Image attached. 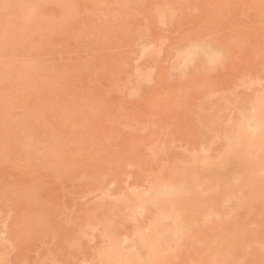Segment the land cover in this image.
<instances>
[{
  "label": "rangeland",
  "instance_id": "1",
  "mask_svg": "<svg viewBox=\"0 0 264 264\" xmlns=\"http://www.w3.org/2000/svg\"><path fill=\"white\" fill-rule=\"evenodd\" d=\"M6 1L0 0V29H2V31L0 30V47H4L3 44L6 45L7 43L10 46L13 45L14 49L17 51L14 49L11 50V47L10 49H2L1 47L0 55L8 57V55L12 53L10 59L17 56L18 59L16 60L23 61L18 62L13 59V63L9 60V64L6 65L10 67H7V69L5 67L4 74H1L4 75V79L0 76V237L2 238H0V264H99V258L103 260V258L109 255L110 258L108 257L105 259H111L119 250L120 253H125L123 255L133 254V257L138 253V256L136 255L137 262L133 264H144L148 260L145 258L148 256L147 253H150L148 247L150 246L151 248V246H153V243H151L154 241L152 237L155 239L157 235L160 236L162 233H158L155 236L151 235L153 231L150 232L148 231L149 229L144 230L145 225L137 229L136 224L138 222L136 219L139 218V222L149 221L147 226L151 223L155 224L154 221L161 215L160 210L159 212L157 211L161 209L159 207L160 205L162 206L161 211L163 210V212L169 209L167 214L164 212L165 219L162 220V217L159 218L161 222H159L160 220L158 222L156 221V224L160 226L158 227L156 225V228L158 227L159 230L163 228L165 232L161 235L162 237L160 236L161 238L159 237V239L154 242L155 244H160L163 249L160 253L162 255H157L154 260L162 261L161 263L164 264V258L167 256L166 253L168 254V252H166L167 249V251L169 250L170 252L173 250V253L169 252V255H172L168 257L169 259L166 258L168 262L166 261L167 263L165 264H194L192 261L195 260L197 264L209 262V264H263L264 229L262 230L260 228H264V226H262L264 225V199H262L264 198V193L262 192L263 195L262 193L260 194V196L262 195L261 199L263 201H256L259 202L257 204L255 203L256 199L253 198V196L255 197L257 192L264 187V184L262 185L260 183L263 177L261 176L262 179L260 177V182H257L262 185L260 189L256 187L257 190L254 189L256 190L254 193L252 187L257 181L255 180V183H253L255 179L254 175H264V173H261L264 172V170H261L264 167L262 166L264 165V154L262 155L263 159H261V154V158L258 157V154H254L257 153V151L248 153V151L246 152V149H244L246 152L242 155L244 158H242L241 155L237 157H241L242 159H240L242 161L244 159L243 162L247 159L250 161L247 160L246 163L240 164L241 166L235 164L241 161L240 159H237L238 161L234 160L237 161L234 163L235 165L232 164L234 161H230L231 165L229 163L226 164L223 169L221 168V171L217 169L216 164L219 163V161H216V157L222 158L226 163L229 161H226V159L231 156L230 153H240L242 150H239L240 146L236 144L238 147H234L236 145L233 143L235 137L241 132L239 131L236 135L237 128L241 130L247 126L245 129L249 132L248 120H257L258 116L259 119L260 117L262 118L259 114L264 116V104L262 105V103H260L259 107L258 103H254L255 105L253 104L257 99L258 101H263L260 98H263L262 96L264 95V0H130V2H128L129 0H126V2L125 0H101L102 2H100V0H96L97 2L95 0H89L90 2L86 0L87 3H85V0H77L78 2L76 0H60V2L59 0H28V3L27 0H21L22 2H19V0H12L13 2L11 1V3H17L12 5H10L9 0ZM68 1L74 3L72 5L73 7ZM121 1L125 3L124 6ZM23 2L25 4H23ZM65 2L68 7L70 6L69 8L66 6ZM5 4H9L8 9L7 11H2H6L5 14L7 13L8 15L4 17V20H1V18H3L2 16L5 15L1 12ZM23 8H26V10L23 11ZM20 9L23 12H21ZM12 13H15L14 15L16 17L19 13L17 17L19 21L16 19L18 24L16 23L17 27L14 25V28H16L13 31L14 33L12 32L13 27L10 26L14 24L13 21L15 19V16L12 17ZM258 15L259 18H257ZM48 25H51L50 28ZM55 29H59L60 31H56ZM4 30L6 31L4 32ZM7 32L8 36H6ZM137 33L139 35H137ZM12 36L18 37L13 38ZM11 37L13 38L12 40H15L12 41L10 39ZM2 39H4V41L7 39L8 41L2 42ZM16 40L18 41L16 42ZM11 41L17 44H12ZM4 48H8L7 45ZM187 49H190V51H187ZM17 52H19V54H15ZM186 53L187 56L189 55L188 53L194 55H190L189 59H186L188 58L187 56L186 58L184 57ZM204 54L205 57H203ZM220 57L222 59H220ZM182 58H185L187 61L182 60ZM5 59L7 60V58H4L3 64L0 60V68L6 66ZM191 59L192 61H190ZM204 59L205 61L203 62ZM11 64H14L13 68L15 69L11 68ZM16 68L18 72H20V70H22L21 72L23 73L25 72L23 75H25L27 79L22 75L23 80L19 79V76L17 77V81ZM12 69L16 73H12L15 75V82L10 73ZM2 72L3 69L0 73ZM24 79H26V81L32 79L30 80L32 82L29 81V88L27 85H23L25 83L27 84ZM19 83H21V85ZM24 86L27 88L26 90H24ZM41 88L42 92L39 91ZM25 92H27V94ZM77 100L80 104H78ZM76 102L78 104H76L77 108L74 106ZM252 104L254 106L253 108ZM92 108L98 111L95 110V112ZM255 108L257 112H255ZM259 108H261V112L260 110L258 112ZM81 109L83 111L86 109V111L83 112ZM24 111L26 112L25 114ZM89 111L92 112V114ZM251 112L253 114L248 115L251 114ZM254 113L256 114L254 115ZM213 114L216 116H213ZM90 115H92V117ZM248 116L252 117L249 119ZM237 117L243 120H237ZM42 119H45L46 122L45 120L43 122ZM213 119L215 120L213 121ZM83 120L84 123L87 122L89 125L87 123L84 124ZM76 121H78L77 123L80 126H78L77 123L76 125L73 123ZM215 121L217 123H215ZM239 121H242L240 122L241 124L244 122L245 124L241 125L239 123L240 125H237ZM49 122L51 124H49ZM233 128L236 129L235 132L234 130L230 131ZM40 129H42V133ZM79 131H81V133ZM229 135L230 137L232 135L234 138H229ZM230 142L232 143L231 146L229 144ZM235 148L239 149H236V151ZM241 148H244V146ZM51 149L55 153L50 152ZM227 149H230L231 152H228ZM50 153L53 155L51 156ZM248 155L250 159L247 158ZM253 156H257V158L255 159ZM223 157L226 159H223ZM237 157L235 156V158ZM252 157L255 163H253ZM193 159L197 164L192 161ZM199 159H202L203 162ZM213 159L215 163H211L212 161L214 162ZM25 161L26 163H24ZM50 161L52 162L50 163ZM208 161L211 166L208 164ZM256 161L262 168L255 167L259 166L256 164ZM199 163L201 164L200 166L198 165ZM24 164L30 165V167ZM50 164H53L52 167H50ZM212 164H215V166H212ZM184 165H187L186 167H192L183 169ZM244 165L248 167L251 165L249 170H245L248 172L244 173L245 175H243V173L237 174L240 170L243 171L246 167H242ZM194 166H196V172H194ZM229 166L233 173L232 175L229 174L226 176V171H228L227 169H229ZM197 167H200L199 171ZM238 167H242L243 169L240 168L239 171H236ZM25 168L29 169L27 170ZM205 168H208V170ZM250 168L253 171L250 173L251 175L249 174ZM173 169H175V171H177V169L180 170L175 174L176 172H174ZM191 169L192 171H190ZM212 169L216 170L212 171ZM182 170H185V172ZM258 170H261L260 173ZM55 172L61 173L55 176ZM210 172H213L211 173L212 175L215 173L213 175L214 177L208 174ZM234 172L236 173V178H239V176L241 178L238 179V181L240 180L241 182L243 178L241 176H244L245 178L249 177V180L253 182L250 181L251 183L248 185L246 182H249V180L246 179V182L243 180L242 183L247 184V186H244V184L242 185L237 182L235 178L231 180V186L226 185V181L229 183V180L235 177ZM172 173L173 177L175 175L178 179L175 177L171 178L170 176H172ZM239 173H241V171ZM247 173L249 175H247ZM182 174H184V179ZM193 174H198L195 176V179H197L196 181L201 179V182L203 179V182H197L198 186L196 184L195 190L193 189L194 191L190 195L193 188L191 186L194 184ZM224 174L225 176L223 177ZM205 175L206 177L204 179ZM216 175L220 178V181H222L223 178L225 179L224 184V179L221 183L217 181L219 179ZM229 176L233 177L229 178ZM251 176H254V179H252ZM156 178H158V180ZM179 178L181 179L183 189L188 187L189 194L188 191H183L182 196H177L178 193L181 194L179 190L182 191V189L179 187L177 193L173 190L175 184L176 187L180 185V182H177ZM186 178L187 180H185ZM189 178H192V181L189 180ZM159 179H162L163 185L166 182L165 186L161 185L162 183H156L160 181ZM171 179L174 181L172 182ZM154 181L155 185L158 184L160 186L159 189L162 187L160 190H164L163 195H168L164 197L161 194L163 191H159V195L158 192H156L155 196L159 198L162 196L163 199H168L170 196L168 201L165 202V204L168 202L169 205H163V199H158L159 202L153 199V197L155 198L153 190L158 187V185L154 186V184H151L154 183ZM233 182L237 183V185ZM167 183L174 185L172 186L170 184L169 188L171 190L170 193L172 191L175 192V197L172 198V201L170 200L171 194L169 195V190H166L168 188V186L166 187ZM182 183H185V185ZM188 183H190V185ZM257 183L256 186H258ZM209 184L218 185L216 187V185L209 186ZM238 184L239 188H236ZM220 185L224 187L220 188ZM227 186L231 188L228 187L227 191L223 193L226 194L224 197L233 194L232 196L235 197L237 201L234 198V201L229 199L231 201L229 202L227 197L226 199H222L221 196L219 198L220 200L222 199L221 203H224V205L220 203L218 195L221 194L220 191L223 192ZM207 187L210 188L208 191L212 192L211 195L209 194L210 196H207L209 193ZM245 187L251 190L252 193L250 196L252 199H255L253 200L254 204L248 201L249 203L247 202V206L253 204V207L243 205L246 201L244 200L246 198H243L246 194V190H244ZM214 188L216 189L214 190ZM240 188L243 189L241 192L244 193V195H240ZM212 189L214 191H212ZM147 191L149 192L148 197L147 195L145 196V194L148 193ZM201 191L202 193H200ZM130 192L131 194L132 192L134 194L136 193L134 195L135 197L139 192L140 196L141 193H143L144 197L141 198L142 196H139V199L141 198L142 202H144L143 200L146 201L143 205L146 203L149 205H146L147 208H149L148 211L150 213L147 212L150 214L149 217L147 216L149 214H145L146 211L145 213L143 212V210L147 209L146 206H142L143 209L138 213V208L141 207L142 203L138 202L140 205L138 203L135 204L138 197H133V194L131 195ZM249 192L250 191L247 192V195ZM236 193H238V196ZM151 194H153V196ZM185 195L189 196V198L186 197L187 200L198 198L196 195H200L197 200H201L204 196L207 198L209 197L211 200L212 195H215L213 201L217 199L216 202L219 207L221 204V208H219L221 210V215L226 211L231 214L229 216L224 213L225 215L223 214V217L219 216L220 213L217 210V205H215L216 202H210L208 198L202 199V201L207 200L209 203L207 204L206 202L207 205L205 206V201H203V203L202 201H200L201 203L196 201V199L188 201L191 202L190 204L193 210L194 206H196V209L198 208V213L201 211L202 206L204 210H206H202L199 216L193 213L195 215L193 218L190 216L193 214L186 216L187 212L190 211V213H192L193 210L192 207H188V203L185 201ZM240 196L242 197L241 200L239 199ZM130 197L131 202L134 203L135 198L134 204L139 205L138 207L136 206L137 209L134 207V209H136L135 211H133V206L135 205H132L133 203L129 205L130 201L125 200H129ZM176 197H178V204L176 202ZM181 197L183 199L181 201L186 203H183V208L180 207L182 202H180L179 199H181ZM123 198L125 199L123 200ZM152 199L156 200L159 204L153 202ZM116 201L121 204L119 203V205ZM160 201L163 202L160 203ZM238 201H241L239 204L240 206L237 205ZM127 202L128 204L125 206ZM227 202L229 206L223 208V205H228L226 204ZM210 204L214 205L212 206L215 208L214 211ZM154 205L156 206L153 208ZM172 205L174 208H172ZM185 205H187L189 210L187 211L185 207L186 212L183 214L181 211L184 209ZM258 205L260 209L257 207ZM164 206L165 208H163ZM179 207L181 208L180 212ZM236 207H238V209ZM251 207H257L256 209L258 211H255V208L254 210L252 209V212L249 211ZM101 208L104 209L101 211ZM97 209L101 211V213H96V211H98ZM209 209L212 211L210 212V216H208V213L206 214L207 219H205L203 212H208ZM154 211H157V213L155 214ZM215 211L219 213L217 214L216 212L218 216L214 214L216 218L214 215L211 217V213ZM129 212L130 215H133V218L129 216ZM152 212L155 214V219H152L154 215H151ZM182 212H184V210ZM193 212L197 213L196 210ZM97 214L99 216H97ZM179 214L180 218L178 217ZM254 214L258 219L255 220L256 222L253 221V219H255ZM111 215H114L113 218H110ZM201 215L202 217H200ZM244 215H247V217ZM174 216L175 218L177 216V219L181 221L182 219L184 220V216L194 222L191 223L190 221L189 223V219L186 218V221H184L186 222L185 227L183 221L175 225V222H177L175 220L177 219H175ZM103 217L104 219H102ZM238 217H241V219ZM109 218L111 220H109ZM125 218L126 220H124ZM197 218L198 220H196ZM101 219H106V221L103 222L104 224L101 223ZM203 219L206 220L207 223L203 222ZM234 219L235 223H232ZM260 219L262 220L260 221ZM107 220L109 222L113 220L107 223L108 225L111 224L110 226L112 227L109 232H107L109 228L105 226V222H108ZM129 220L130 223H128ZM165 220L167 223H164ZM223 220L226 221V224ZM133 221L137 223L134 224ZM196 221L201 225L197 227L196 225L198 224ZM200 221L203 222L204 226ZM34 222H38L39 224H37L39 226ZM240 222L242 228L244 225V230L242 231L246 233L243 236L241 235L242 238H239V242L238 239L237 242L231 240V242H234L233 248L228 242L230 241L229 238L235 239V237L234 235L231 237L229 236L228 241L226 238L228 236L227 232L230 234V232L235 229L233 228L235 227L233 226L234 224L238 225L240 228ZM253 222L255 226H252V224L248 227V225ZM143 223L146 224L145 222ZM170 223L174 226L169 227ZM164 224L166 226L169 225L168 227L171 228L170 231L167 230L168 227H165ZM190 224H192V226H190ZM97 225L103 228L105 227V231L101 227L104 233L107 232L110 234L112 230H117L118 232L115 231L116 234L113 235V237H117L113 239L119 241V244L112 239V234H108V237L111 236L110 238L113 241L109 240L110 238L107 237V233H103V235H106L103 236L101 229L99 226L97 227ZM112 225H114V227ZM138 225L142 226L141 223H138ZM179 225H181V227ZM214 226H216V229ZM174 227L180 231L178 233L181 234V237L179 235L180 238H182V228L186 229V232L183 229V232L186 234L183 240L186 239V242H184L188 244V246L184 244L186 247L185 249L182 243L179 244H182L181 246L183 247L178 244L176 248H179L175 249L174 244H177L180 238L177 239L178 235H175V231L172 232V230H175ZM190 227H193L191 228L193 231H190L189 237L188 233ZM212 227L219 235L217 234L216 238H212V243L211 241L208 242V238H206L207 241L205 240V245L203 241L204 237H208L212 234L214 230ZM156 228H153V230L156 231ZM239 228L238 231H240ZM196 229L199 230V232H197ZM133 230L136 231V233ZM138 230H144L141 233L146 232L144 235H148L146 237H148L150 242H148V239L145 241L146 237H144V242L147 246L144 242V245L141 244V238L144 235L140 237V233H138L140 238L135 236ZM201 230L204 231L203 236L198 234L200 232L202 234ZM236 230L237 227L235 231ZM256 230L259 232L257 233L258 236L257 234H253V232H257ZM158 231L154 233L156 234ZM167 231L169 232L168 234ZM213 232L212 235L215 237V231ZM221 232L224 233L220 235ZM234 233L233 231V234ZM169 234L174 236L178 241L176 240L177 242L175 243V239L171 237L172 240L169 238L171 241H168V245L166 246V243H164L165 240H159H162L166 235V239L169 240ZM149 235H151V238ZM193 235L194 237L196 236V238H194ZM222 235H224V238H221L223 239L221 241L220 237ZM188 237L189 240H187ZM197 237L200 239L198 240ZM252 237H255V239ZM126 239L129 241H126ZM195 239L198 241H195ZM132 240H134V243L135 240L140 242L134 245ZM183 240L181 239L180 242ZM107 241H109V244H114L115 242L116 245L111 247L112 249L113 247L115 248L113 251L109 248L111 245H108ZM242 241L246 242H244L245 246L241 248L239 245L238 247H240L241 250H237V245L241 244ZM120 242L125 243L120 245ZM222 242L227 246H231H228L231 250V253L229 252L230 254L228 253L229 249L226 250V245L222 244ZM138 245L143 247H139ZM216 245H218V250L214 251L216 249L214 246ZM116 246L118 247L116 248ZM127 246L128 248H126ZM145 246L148 249H144ZM170 246L171 248H169ZM107 247L109 248V251L106 250L107 254H105L104 257L102 255L100 256L101 252H105ZM134 247H139L140 251L138 252L137 248L135 249ZM205 247L207 248V252ZM212 247L215 248L213 250V255L215 256L211 253ZM124 248L129 249L131 252H133V250L137 252L136 254H134L135 252L128 253V250L126 251ZM220 249H223L222 252ZM114 250H116V252ZM111 251L114 254H111ZM104 252H102V254ZM143 253H145V256ZM139 255L141 258L145 259L144 263V260L139 259ZM161 257L163 259H161ZM198 257H200V259ZM211 257H213V260ZM205 258L208 260L206 261ZM115 259L117 258L114 257V260ZM204 260L206 262H204ZM252 260L253 263H251ZM238 261L239 263H237ZM105 262L104 260L101 264ZM160 262L158 264H161Z\"/></svg>",
  "mask_w": 264,
  "mask_h": 264
},
{
  "label": "bare ground",
  "instance_id": "2",
  "mask_svg": "<svg viewBox=\"0 0 264 264\" xmlns=\"http://www.w3.org/2000/svg\"><path fill=\"white\" fill-rule=\"evenodd\" d=\"M2 1H3V0H2ZM4 1H6V0H4ZM11 1H12V0H9L10 5L16 3V2H15V3H11ZM13 1H14V0H13ZM13 1H12V2H13ZM17 1H18V0H17ZM20 1H21V0H19V2H20ZM24 1H26V0H24ZM53 1H54V0H53ZM53 1H52V4H53ZM57 1H58V0H57ZM57 1H56V2H57ZM63 1H64V0H63ZM76 1H77V0H76ZM90 1H91V0H90ZM90 1L88 0V2H90ZM93 1H94V0H93ZM95 1H96V0H95ZM6 2H7V1H6ZM9 2H8V3H9ZM19 2H18V3H19ZM21 2H22V1H21ZM59 2H60V0H59ZM59 2H57V3H59ZM61 2H62V1H61ZM68 2H69V1H68ZM74 2H75V1H74ZM77 2H78V1H77ZM77 2H76V3H77ZM96 2H97V1H96ZM100 2H102V1L100 0ZM121 2H122V1H121ZM125 2H126V0H125ZM128 2H130V0H129ZM128 2H127V3H128ZM27 3H28V0H27ZM69 3H70L71 6L74 4L73 2H72V3L69 2ZM85 3H87L86 0H85ZM127 3H126V4H127ZM0 4H1V3H0ZM16 4H17V3H16ZM23 4H25V3L23 2ZM60 4H61V3H60ZM65 4H66V2H65ZM65 4H64V5H65ZM122 4H123V6H124L125 3L122 2ZM129 4H130V3H129ZM129 4H128V5H129ZM128 5H127V6H128ZM6 6H7V7H6ZM8 6H9V4H5V7H6V8L4 7V9H3V8L1 9V12H2L3 14H5V12L7 11ZM21 6H22V5H21ZM66 6H67V4H66ZM76 6H77V5H76ZM11 7H12V6H11ZM18 7H19V6H18ZM23 7H24V5H23ZM67 7H68V6H67ZM69 7H70V6H69ZM69 7H68V8H69ZM72 7H73V6H72ZM0 8H1V7H0ZM9 8H10V7H9ZM13 8H15V7H13ZM21 8H22V7H21ZM76 8H77V7H76ZM64 9H65V8H64ZM73 9H74V8H73ZM2 10H6V11L3 12ZM20 10H21V9H20ZM22 10L24 11V10H26V8H25V9L23 8ZM22 10H21V12H23ZM67 10H68V9H67ZM69 10H71V9H69ZM63 11H65V10H63ZM63 11H62V12H63ZM8 12H9V11H8ZM15 12H16V11H15ZM18 12H19V11H18ZM161 13H162V12H161ZM0 14H1V13H0ZM12 14H13V16H12ZM12 14H11V16L14 17V16H15V15H14L15 13H12ZM62 14H65V13H62ZM66 14H67V13H66ZM69 14H71V13H69ZM6 15H8V14L6 13L4 16H2L3 18H1V20H2V19L4 20V19H5L4 17H6ZM18 15H19V13H18ZM18 15H17V17H18ZM68 16H70V15H68ZM68 16H67V17H68ZM17 17L15 16V19H14V21H13L14 24H13V25H10V26L13 27L12 32L14 31V29H16V28H14V25H15V27H17V24H18V23H17V20H18ZM10 18H11V17H10ZM164 18H165V17H164ZM257 18H259V15H258ZM16 19H17V20H16ZM18 21H19V20H18ZM164 21H165V20H164ZM255 21H256V20H255ZM54 22H55V21H54ZM16 23H17V24H16ZM56 23H57V22H56ZM163 23H165V22H163ZM11 24H12V23H11ZM53 24H54V23H53ZM58 25H59V24H58ZM58 25H57V26H58ZM8 26H9V25H8ZM8 26H7V27H8ZM48 26H49V25H48ZM50 26H51V25H50ZM50 26H49V28H50ZM52 26H54V25H52ZM57 26H56V28H57ZM61 26H62V25H61ZM12 27H11V28H12ZM60 28H61V27H60ZM6 29H7V28H6ZM52 29H53V27H52ZM89 29H90V28H89ZM0 30L2 31V29H0ZM18 30H19V27H18ZM55 30H56V29H55ZM1 31H0V33H1ZM5 31H6V30H4V32H5ZM7 31H8V30H7ZM52 31H53V30H52ZM56 31H60V30L58 29V30H56ZM9 32H10V31H9ZM12 32H10V33H12ZM13 33H14V32H13ZM13 33H12V34H13ZM16 33H17V32H16ZM53 33H54V32H53ZM4 34H5V33H4ZM4 34H3V36H4ZM7 34H8V32L6 33V36H8ZM12 34H9V35H12ZM91 34H92V33H91ZM141 34H142V33H141ZM137 35H139V34L137 33ZM0 36H1V35H0ZM12 37H13V36H12ZM12 37L10 38L11 40H12L14 37H18V36H14L13 38H12ZM98 37H99V36H98ZM4 39H5V38H4ZM4 39H2V40H3L2 42H5L8 38H7L5 41H4ZM10 39H9V40H10ZM14 40H15V39H14ZM14 40H12V41H14ZM7 41H8V40H7ZM12 41H11V42H12ZM17 41H18V40H16V42H17ZM9 42H10V41H9ZM16 42H15V43L12 42V44H17ZM0 44H1V41H0ZM190 44H191V43H190ZM193 44H195V43H193ZM6 45H7L8 48H4V47H6ZM6 45L3 44L4 47L1 46L2 49H10V47H11V50L14 49V46H13V45L10 46V45H8L7 43H6ZM15 46H16V45H15ZM197 46H198V45H197ZM197 46H196V47H197ZM1 47H0V51H1ZM12 47H13V48H12ZM17 47H18V45H17ZM192 47L194 48L193 45H192ZM192 47H191V48H192ZM189 48H190V47H189ZM193 48H192V49H193ZM14 50H16V49H14ZM18 50H19V49H18ZM188 50L190 51V49H187V51H188ZM194 50H196V49H194ZM6 51H7V50H6ZM16 51H17V50H16ZM143 51H144V50H143ZM11 52H12V51H11ZM13 52H14V51H13ZM183 52H185V51H183ZM192 52H193V50H192ZM192 52H191V53H192ZM146 53H147V52H146ZM148 53H149V52H148ZM191 53H188V54H189L188 56H187V53H186V55H185L184 57L186 58V56H187L188 58H186V59H189V56H190V55H191V56L194 55V54H191ZM217 53H218V52H217ZM3 54H5V53H3ZM8 54H9V53H8ZM15 54H19V52L15 53ZM182 54H183V53H182ZM143 55H144V54H143ZM177 55H179V54H177ZM177 55H176V56H177ZM206 55H207V54H206ZM216 55H217V54H216ZM11 56H12V53H10V54L8 55V57H6L5 55H4V56L0 55V58H1L0 60L2 61V64H3L4 58H7V60H8V61H7V60L5 59V60H6L5 65H6V64H9V60H10V62H13V63H14V61H12V60H13V59H14V60L18 59V57H17V56L15 57L14 55H13L14 57H12V58L10 59ZM180 56H181V54H180ZM209 56H210V55H209ZM217 56H218V55H217ZM219 56H220V54H219ZM2 57H3V58H2ZM203 57H205V54H204ZM221 57H222V56H221ZM221 57H220V59H222ZM180 58H181V57H180ZM185 58H184V59L182 58V60L187 61V60H185ZM194 58H195V56H194ZM196 58H197V57H196ZM202 59H203V58H202ZM207 59H208V58H207ZM1 61H0V63H1ZM16 61L19 62V61H23V60H16ZM190 61H192V59H191ZM204 61H205V59L203 60V62H204ZM7 62H8V63H7ZM188 62H189V61H188ZM23 63H24V62H23ZM205 63H206V62H205ZM213 63H214V62H213ZM17 64H18V63H17ZM17 64H16V65H17ZM180 64H181V62H180ZM200 64H201V63H200ZM0 65H1V64H0ZM20 65H22V64H20ZM24 65H25V63H24ZM207 65H208V64H207ZM211 65H212V64H211ZM11 66H12L11 68H13V67H14V64H13V65L11 64ZM18 66H19V64H18ZM5 67H6V69H7V67H10V66H9V65H8V66L6 65V66H4V67H1V68L3 69V72L0 73V76H2L3 79H4V75H1V74H4V69H5ZM15 67H16V66H15ZM83 67H84V66H83ZM209 67H210V66H209ZM209 67H208V69H209ZM1 68H0V72L2 71ZM17 68H18V67H17ZM17 68H16V70H17ZM23 68H24V67H23ZM178 68H179V67H178ZM201 68H202V66H201ZM8 69H9V68H8ZM13 69H15V68H13ZM13 69H12V70H13ZM12 70H11L10 73H11V75H12L13 78H14L13 81L16 80L17 77H19V76H20L19 79H22L23 76L25 77V75H23L25 72H24V73L21 72L22 70H20V72H18L19 68H18V70L16 71V73H17L18 75L14 72V70H13V72H12ZM25 70H27V69H25ZM197 70H198V69H197ZM7 71H8V70H7ZM23 71H24V70H23ZM195 71H196V70H195ZM201 71H202V70H201ZM8 72H9V71H8ZM12 73H13V74H14V73L16 74V79H15V77H14L15 75H13ZM5 74H6V71H5ZM7 74H8V73H7ZM20 74H21V75H20ZM22 75H23V76H22ZM9 77H10V75H9ZM9 77H8V78H9ZM11 78H12V77H11ZM25 78L27 79V77H25ZM0 79H1V78H0ZM9 79H10V78H9ZM26 79H24V80H25V82H27V84L25 83V84H23V85H25V86L27 85V86H28V84H30V82H32V81H30V80H32V79H30V80H28V81H26ZM139 79H140V78H139ZM146 79H148V78H146ZM11 80H12V79H11ZM22 80H23V79H22ZM17 81H18V79H17ZM29 81H30V82H29ZM0 82H1V81H0ZM14 82H15V81H14ZM28 82H29V83H28ZM11 83H12V82H11ZM21 83H22V82H21ZM21 83H19V84L21 85ZM23 83H24V82H23ZM35 83H36V82H35ZM35 83H34V85H35ZM25 86H24V87H25ZM29 87H30V86H28V88H29ZM33 88H34V87H33ZM26 89H27V88L25 87L24 90H26ZM121 89H122V88H121ZM17 90H19V89H17ZM21 91H22V90H21ZM39 91L42 92V88H41V90H39ZM120 91H121V90H120ZM139 91H140V90H139ZM8 92H9V91H8ZM27 92H28V91H27ZM27 92H25V93L27 94ZM30 92H31V91H30ZM21 93H22V92H21ZM31 93H32V92H31ZM137 93H138V92H137ZM260 93H261V92H260ZM262 93H263V92H262ZM16 94H18V93H16ZM16 94H15V95H16ZM41 94H42V93H41ZM15 95H14V96H15ZM256 95H258V94H256ZM262 95H263V94H262ZM262 95H261V96H262ZM261 96H260V97H261ZM20 97H21V96H20ZM22 97H23V96H22ZM260 97H259V98H260ZM262 97L264 98V95H263ZM18 98H19V97H18ZM18 98H17V99H18ZM263 98H260V99H262V100L264 101ZM20 99H21V98H20ZM18 101H19V100H18ZM18 101H17V102H18ZM252 101H253V100H252ZM252 101H251V102H252ZM257 101H258V99H257ZM257 101H254L253 104H254V103H255V104L258 103V107H259V104H260V103H262V105L264 104V102L261 101V100H260L261 102H260V101L257 102ZM10 102H11V101H10ZM17 102H16V103H17ZM74 102H75V101H74ZM77 102H78V100H77ZM77 102L75 103V105L73 104L75 107H76ZM8 104H9V103H8ZM11 104H12V102H11ZM78 104H80V103L78 102ZM78 104H77V105H78ZM86 104H87V102H86ZM86 104H84V105H86ZM253 104H252V108L254 107ZM255 104H254V105H255ZM48 105H49V104H48ZM73 105H72V106H73ZM82 105H83V103H82ZM50 106H51V105H50ZM243 106H244V105H243ZM256 106H257V105H256ZM24 107H25V106H24ZM258 107H256V108H258ZM76 108H77V107H76ZM240 108H242V107H240ZM243 108H244V107H243ZM249 108H250V107H249ZM249 108H248V109H249ZM256 108H255L254 110H256ZM23 109H24V108H23ZM50 109H51V107H50ZM79 109H80V107H79ZM82 109H83V106H82ZM82 109H81V110H82ZM87 109H89V108H87ZM92 109H93V108H92ZM236 109H238V108H236ZM260 109H261V108L258 109V112H259ZM263 109H264V106H263ZM9 110H10V109H9ZM81 110H79V111H81ZM84 110L86 111V109H84ZM93 110L95 111V110H97V109L94 108ZM93 110H92V111H93ZM249 110H250V109H249ZM249 110H248V111H249ZM82 111H83V110H82ZM85 111H83V112H85ZM97 111H98V110H97ZM252 111H253V110H252ZM39 112H40V111H39ZM71 112H72V111H71ZM89 112H90V111H89ZM95 112H96V111H95ZM253 112H254V111H253ZM255 112H257V110H256ZM260 112H261V110H260ZM262 112H263V110H262ZM25 113H26V112L24 111V114H25ZM90 113L92 114V112H90ZM98 113H99V112H98ZM214 113H215V111H214ZM238 114H239V113H238ZM252 114H253V113L251 112V114H248V115H252ZM255 114H256V113H254V115H255ZM78 115H80V114H78ZM214 115H215V114H213V116H214ZM254 115H253V116H254ZM259 115L262 116V118L260 117V119H261V120H260V119H259V116H258V119H257V120L255 119L256 121L253 120V119H250L252 116H251V117L248 116V118L250 119V120H248V118H247V120H248V129H249L248 131H249V132H247L246 129H245L247 126H246L245 128H243V129H241V130H239V129L237 128L238 131H237L235 128H233L232 130H230V131H233V130H234V132H235V130H236V135L239 133V131H241V132L238 134V136L235 137V140H233V143H234L235 145L237 144L238 146H240V149H239V148H235V150H236V149H239V150L242 149V150L240 151V153H239V152L237 153V152H236L237 150H236V151L233 150V151L236 152V153H235V154H234V153H230L231 156H230L228 159H226V158L223 157V159H226V161L229 160V161H227L226 163H225V160H222V158L216 157V161H219V163L216 164L218 171H219V170L221 171V168L223 169L224 166H226V164H228V163L231 165L230 161L232 162V161H234V160L240 159V158L242 157V155H243L244 153H246L247 151H248V153H252V151H254V152L257 151V153H254V154H255V155L258 154V155H259V156L257 155L258 157H260V154H261V157H262V155L264 154V153H263V148H264V116L261 115V114H259ZM90 116L92 117V115H90ZM95 116H96V115H95ZM210 116H211V115H210ZM215 116H216V115H215ZM241 116H242V115H241ZM69 117H70V116H69ZM71 117H72V116H71ZM83 117H84V116H83ZM238 117H240V116H238ZM238 117H237V118H238ZM81 118H82V117H81ZM97 118L99 119L98 116H97ZM240 118H241V117H240ZM245 118H246V117H245ZM39 119H40V118H39ZM73 119H74V118H73ZM76 119H77V118H76ZM82 119H83V118H82ZM82 119H81V120H82ZM86 119L88 120L87 117H86ZM93 119H94V117H93ZM95 119H96V118H95ZM37 120H38V119H37ZM37 120H36V122H37ZM44 120H45V119H44ZM44 120L42 119L43 122H44ZM79 120H80V119H79ZM87 120H86V121H87ZM214 120H215V119H213V121H214ZM237 120H243V119H239V118H238ZM237 120H235V121H237ZM247 120H246V121H247ZM65 121H66V120H65ZM74 121H75V120H74ZM90 121H91V120H90ZM225 121H226V120H225ZM43 122H42V123H43ZM45 122H46V120H45ZM77 122H78V121L73 122V123L76 125ZM79 122H80V121H79ZM88 122H89V121H88ZM240 122H242V121H239V122H237L238 124H237V123H236V124H237V125H240V124H241ZM83 123H84V120H83ZM86 123H87V122H85L84 124H86ZM90 123H91V122H90ZM209 123H210V122H209ZM215 123H217V122L215 121ZM239 123H240V124H239ZM40 124H41V123H40ZM49 124H51V123L49 122ZM69 124H70V123H69ZM77 124H78V123H77ZM87 124H88V123H87ZM242 124L244 125L245 122L242 123ZM242 124H241V125H242ZM246 124H247V123H246ZM45 125H47V124H45ZM54 125H55V124H54ZM88 125H89V124H88ZM226 125H227V124H226ZM234 125H235V123H234ZM48 126H49V125H48ZM66 126H68V125H66ZM69 126H71V125H69ZM78 126H80V125L78 124ZM55 127H56V125H55ZM72 127H73V126H72ZM87 127H89V126H87ZM125 127H126V126H125ZM242 127H243V126H242ZM40 128H41V127H40ZM227 128H228V127H227ZM229 128H231V127H229ZM44 129H46V128H44ZM44 129H43V130H44ZM41 130H42V129H40V132H41ZM48 130H49V129H48ZM77 130H78V129H77ZM144 130H145V129H144ZM46 131H47V130H46ZM49 131H50V130H49ZM49 131H48V132H49ZM54 131H55V130H54ZM54 131H52V132H54ZM68 131H69V130H68ZM73 131H74V130H73ZM84 131L86 132L85 129H84ZM52 132H51V134H52ZM79 132L81 133V131H79ZM37 133H38V132H37ZM41 133H42V132H41ZM69 133H70V132H69ZM74 133H75V132H74ZM230 133H231V132H230ZM44 134H45V133H44ZM234 134H235V133H234ZM37 135H38V134H37ZM225 135H226V134H225ZM44 136H45V135H44ZM37 137H38V136H37ZM40 137H41V136H40ZM51 137H52V136H51ZM226 137H227V136H226ZM228 137L231 138V137H233V136L231 135V137H230V135H229ZM44 138H45V137H44ZM49 138H50V137H49ZM52 138H53V137H52ZM233 138H234V137H233ZM233 138H231V139H233ZM37 140H38V139H37ZM225 140H226V138H225ZM219 141H220V139H219ZM221 141H223V140H221ZM29 143H30V142H29ZM41 143H42V142H41ZM57 143H58V142H57ZM34 144H35V143H34ZM227 144H228V142H227ZM229 144H230V146H231L232 143L230 142ZM58 145H59V144H58ZM60 145H62V144H60ZM67 145H68V144H67ZM225 145H226V144H225ZM237 145L234 146V147H238ZM35 146H36V145H35ZM228 146H229V145H228ZM242 146H244V148H241ZM49 147H50V146H49ZM61 147H62V146H61ZM81 147H82V146H81ZM232 147H233V146H232ZM29 148H30V147H29ZM29 148H28V149H29ZM51 148H52V147H51ZM64 148L66 149L65 146H64ZM64 148H63V149H64ZM67 148H68V146H67ZM221 148H223V147H221ZM31 149H32V148H31ZM36 149H38V148H36ZM52 149H53V148H52ZM52 149H51L50 152H53ZM232 149H234V148H232ZM244 149H246V152H245ZM227 150H228V152H231L230 149H227ZM28 151H29V150H28ZM241 152H242V153H241ZM37 153H38V151H37ZM53 153H55V152H53ZM28 154H29V153H28ZM50 154H51V153H50ZM57 154H58V153H57ZM154 154H155V153H154ZM220 154H221V153H220ZM224 154H226V153H224ZM224 154H223V155H224ZM227 154H228V153H227ZM233 154H234L236 157L241 155V157H237V158H235V156H234ZM31 155H32V154H31ZM52 155H53V154H51V156H52ZM201 155H202V154H201ZM201 155H200V156H201ZM232 155H233V157H232ZM249 155H250V154H249ZM249 155L247 156V158H249ZM36 156H37V155H36ZM51 156H50V158H51ZM257 156H255V157L253 156V157L256 159ZM29 157H30V156H29ZM201 157H202V156H201ZM212 157H213V156H212ZM226 157H228V156H226ZM253 157H252V161L254 160ZM261 157H260V158H261ZM205 158H207V157H205ZM214 158H215V156H214ZM218 158L221 159L222 161L219 160ZM242 158H244V157H242ZM242 158H241V159H242ZM247 158H246V159H247ZM36 159H37V158H36ZM195 159H196V158H195ZM203 159H204V158H203ZM241 159H240V160H241ZM249 159H250V158H249ZM258 159H259V158H258ZM261 159H263V157H262ZM28 160H29V159H28ZM39 160H40V159H39ZM48 160H49V158H48ZM185 160H186V159H185ZM188 160H189V159H188ZM188 160H187V161H188ZM199 160H200V159H199ZM199 160H198V161H199ZM213 160H214V159H213ZM247 160H248V159H247ZM247 160H246V161H247ZM26 161H27V160H26ZM26 161H25L24 163H26ZM29 161H30V160H29ZM34 161H35V159H34ZM46 161H47V160H46ZM192 161H194V163H196L194 159H193ZM200 161L203 162L202 159H201ZM210 161H211V159H210ZM237 161H238V160H237ZM237 161L232 162V164H234V163L237 162ZM243 161H244V159H243ZM243 161L241 160V161H239V162H241V163L238 162L239 164H238V163H235V164L240 165V164H242V163H243V164L246 163V161H245V162H243ZM248 161H250V160H248ZM254 161H255V160H254ZM254 161H253V163H255ZM31 162H32V161H31ZM51 162H52V161H50V163H51ZM190 162H191V161H190ZM21 163H22V162H21ZM21 163H20V164H21ZM27 163H29V162H27ZM53 163H54V162H53ZM56 163H57V162H56ZM188 163H189V162H188ZM204 163H205V162H204ZM211 163H215V160H214V162L212 161ZM247 163L250 164L249 162H247ZM253 163H251V164L254 165ZM196 164H197V163H196ZM208 164L211 166V164H210L209 161H208ZM235 164H234V165H235ZM248 164H247V165H248ZM256 164H257V161H256ZM256 164H255V165H256ZM261 164H262V162H261ZM24 165L27 166V167H30V165H29V166L26 165V164H24ZM50 165H51V166H50ZM50 165H49V166L52 167L53 164H50ZM191 165H192V164H191ZM198 165L200 166L201 164L199 163ZM202 165H203V163H202ZM234 165H233V167H234ZM247 165L242 166V167H245V166H246L247 169H246V167H245L244 169H243L242 167H240V168L243 169V171L240 170L241 173H239V172H240V171H239L240 168L238 167V168L236 169V171H239L237 174H242V173H243V175H245L244 173L248 172V171H245V170H249V167H251V165H249V167H248ZM257 165H259V163H258ZM186 166H187V165H186ZM186 166L184 165L183 169H186V168L189 169V168L192 167V166H191V167H190V166L186 167ZM210 166H209V167H210ZM212 166H215V164H214V165L212 164ZM240 166H241V165H240ZM262 166H264V165H262ZM262 166L259 165V166H255V167H256V168H257V167L262 168ZM23 167H24V166H23ZM55 167H56V166H55ZM55 167H54V168H55ZM176 167H177V166H176ZM194 167H195V170H194V168H193V170H194V172H196V166H194ZM206 167H207V165H206ZM253 167H254V166H253ZM253 167H252V168H253ZM48 168H49V167H48ZM48 168H47V169H48ZM58 168H59V167H58ZM180 168H181V167H180ZM199 168H200V167H197L198 171H199ZM210 168H211V167H210ZM215 168H216V167H215ZM25 169L28 170L29 168H25ZM49 169H50V168H49ZM52 169H53V168H52ZM52 169H51V170H52ZM59 169H60V168H59ZM59 169H58V170H59ZM201 169H202V168H201ZM205 169L208 170V168H205ZM205 169H204V170H205ZM213 169H214V168H213ZM213 169H212V171H215V170H216V169H215V170H213ZM225 169H227V168H225ZM254 169H255V168H254ZM21 170H22V169H21ZM53 170H54V169H53ZM58 170H57V171H58ZM171 170H172V169H171ZM179 170H180V169H177V171H179ZM227 170H228V171H226V172H227L228 174L226 173V176L229 175V174L232 175L233 172L230 170V166H229V169H227ZM232 170H234V169H232ZM255 170H256V169H255ZM255 170H254V171H255ZM261 170H264V167H263V169H261ZM261 170H260V171H261ZM48 171H49V170H48ZM48 171H47V172H48ZM173 171L176 172L175 174H177V171H175V169H173ZM182 171L185 172V170H182ZM182 171H181V172H182ZM187 171H188V170H187ZM190 171H192V169H191ZM205 171H206V170H205ZM218 171H217V173H218ZM230 171H231V172H230ZM258 171H259V170H258ZM260 171H259V173H260ZM53 172H54V171H53ZM181 172H180V173H181ZM200 172H201V171H200ZM200 172H199V174H200ZM252 172H253V171H252L251 168H250V172H249V174L252 173ZM21 173H22V172H21ZM28 173H29V172H28ZM58 173H59V172H58ZM58 173L55 172V176H56ZM60 173H61V172H60ZM60 173H59V174H60ZM168 173H169V172H168ZM201 173H204V172H201ZM205 173H206V172H205ZM211 173H213V172H210V173H208V174H211ZM234 173H235V172H234ZM261 173H264V172H261ZM160 174H161V173H160ZM160 174H159V175H160ZM165 174H166V173H165ZM195 174H196V173H195ZM195 174H193V175H194L193 178H194V184H195V185L192 184L193 186H191V187H193V188H192V192H190V195H191V193H193V191L195 190L197 182L199 183L200 180H201V179H200V180L198 179L199 181H196L197 179H195V176H197L198 174H197V175H195ZM208 174H207V175H208ZM214 174H215V173H214ZM214 174H213V175H214ZM221 174H222V173H221ZM249 174L247 173V175H249ZM254 174H255V173H254ZM254 174H253V175H254ZM29 175H31V174H29ZM33 175H34V174H33ZM33 175H32V176H33ZM169 175H170V174H169ZM179 175H180V174H179ZM182 175H183V179H184V174H182ZM201 175H202V174H201ZM213 175L211 174V177H212ZM250 175H251V174H250ZM257 175H258V176H257ZM257 175H254L255 177L253 176L255 179L251 176V178L254 179V182H253L252 180H249V177L245 178L244 176H241V177H243V178H242V180H241V182H240V180L238 181V179H241L240 176H239V178H236V173H235V177H233L234 175L232 176L233 178H232L231 176H229V178H232V179L229 180V181H230L229 183H228V181H226L227 184H226V183H225V184H226V185H230L231 180H234V179L236 178V179H237V182H239V183L242 184V185L244 184V186H247V184L249 185V184L251 183L250 181H252L253 183H255V180H257L256 183H257V182L259 183V182H260L259 180H261L262 177H263V179L261 180L263 183L260 182V183L263 185V184H264V175H260V174H257ZM153 176H154V175H153ZM186 176H187V174H186ZM216 176H217V175H216ZM220 176H221V175H220ZM224 176H225V174L223 175V177H224ZM261 176H262V177H261ZM160 177H161V176H160ZM165 177H166V176H165ZM170 177H171V178H174V177L176 178L175 175H174V177H173V173H172V176H170ZM205 177H206V175L204 176V179H205ZM213 177H214V176H213ZM217 177H218V176H217ZM237 177H238V176H237ZM256 177H257V178H256ZM258 177H259V178H258ZM260 177H261V179H260ZM97 178H98V177H97ZM158 178H159V177H158ZM158 178H156V179L158 180ZM167 178H168V177H167ZM167 178H166V179H167ZM196 178H198V177H196ZM176 179H178V178H176ZM191 179H192V178H189V180H191ZM218 179H219V180H217V181H220V178H219V177H218ZM223 179H224V178H223ZM223 179H222V181H223ZM246 179H248L249 182H246ZM96 180H97V179H96ZM151 180H152V179H151ZM153 180H154V179H153ZM159 180H160L161 182H160V181H157L156 183H158V184L160 183V184H161V183H162V179H159ZM179 180H180V181H179ZM179 180H178L177 182H180V185H178L177 187H176V184H175L176 182L174 183L175 186L172 185L171 183H167V184H166V187L168 186V188H167L166 190H169V191H168V192H169V195L171 194V199H170L171 201L173 200L172 198L175 197L174 194H175V192L177 193V190H179V189H178L179 187L182 189V191L179 190V192H181V194L178 193L177 196H182V192H183V191H188V189H187L188 187L185 188V189H183V186L181 185V179L179 178ZM185 180H187V178H186ZM211 180H212V179H211ZM215 180H216V179H215ZM243 180H245V182H246L247 184L242 183ZM148 181H150V180H148ZM166 181H167V180H166ZM171 181L173 182L174 180L171 179ZM191 181H192V180H191ZM222 181H220V182L222 183ZM195 182H196V183H195ZM201 182H203V179H202ZM201 182H200V183H201ZM224 182H225V179H224V181H223V184H224ZM235 182H236V180H235ZM165 183H166V182H165ZM165 183H164V185H163V183H162L161 185L165 186ZM185 183H186V182H185ZM185 183H182V184L185 185ZM190 183H191V182H190ZM190 183H188V184L190 185ZM192 183H193V182H192ZM233 183H234V182H233ZM253 183H252V184H253ZM256 183L254 184L255 187H254V185H253V187H252L253 189H252V190L256 189V187H257V189H258V188L260 189V188L262 187V185H261V184H258V183H257L258 186H256ZM149 184H150V183H149ZM151 184H154V186H157V185H158V184L155 185V181H154V183H151ZM151 184H150V187H151ZM168 184H169V185H168ZM170 184H171L172 186L175 187V188L173 187V188H174L173 190H174L175 192L172 191V192L170 193V191H171V190L169 189V188H170ZM188 184H186V185H188ZM223 184H221V185H223ZM234 184L237 185V183H234ZM210 185L212 186L213 184H209V186H210ZM215 185H216V187H217L218 184H215ZM215 185H213V186H215ZM221 185H220V186H221ZM226 185H225V186H226ZM235 185H234V186H235ZM154 186H153V187H154ZM181 186H182V187H181ZM197 186H198V184H197ZM202 186H203V185H202ZM220 186H218V187H220ZM230 186H231V185H230ZM234 186H233V187H234ZM251 186H252V185H251ZM251 186H250V187H251ZM146 187H147V185H146ZM153 187H152V189H153ZM159 187H160V186L158 185L157 188H154V190H153L154 196H155V193H156V192H158V195H159V193H160L161 191H163V193H161V194H162V195L164 194V190H160L162 187H161L160 189H159ZM205 187H206V185H205ZM222 187H224V186H221L220 188H222ZM228 187H229V186H227V188H226L225 190L220 189V190H223V192L220 191L221 194L218 195V199H219L220 203L222 202V199H223V198L226 199V197H227V200H228L229 202H231L229 199L233 200V199L235 198V197L232 196L233 194H232V195L229 194L228 196H225V197H224V195H226V194H223V193H224L225 191H227ZM176 188H177V189H176ZM201 188H202V187H201ZM229 188H231V187H229ZM234 188H235V187H234ZM236 188H239V184H238V186H237ZM135 189H136V188H135ZM193 189H194V190H193ZM202 189H203V188H202ZM208 189L210 190L209 187H207V191H208ZM215 189H216V188H214V190H215ZM241 189H242V188H240V190H239V191H240V195H244V193L241 192V191H243V189H242V190H241ZM257 189H256V190H257ZM263 189H264V187H262L261 190L257 192V194L255 195V197L253 196V198L256 199V200H255V199H252L251 196H250L251 193H252L251 190H248V188L245 187L244 190H246V194H245L246 197L243 196V198H246V199H244V200H246V201H245L246 203L244 202V204H243V203H242V204H243L244 206H247V205H248V204H247L248 201H249V202L251 201L250 203H253V202H254L253 200H255V203H256V204L259 203L260 201H263L262 199H264V198L261 199V196H262L263 193H264V190H263ZM133 190H134V189H133ZM150 190H151V189H150ZM199 190H200V189H199ZM214 190L212 189V191H214ZM256 190H254V193H255ZM138 191H139V190H138ZM148 191H149V190H148ZM148 191H147V192H148ZM159 191H160V192H159ZM216 191H217V190H216ZM239 191H238V192H239ZM248 191H250L249 194H248L249 196L247 195V192H248ZM141 192H142V191H141ZM196 192H197V191H196ZM196 192H195V193H196ZM208 192H209V193H208L207 196H210L212 192H210V191H208ZM232 192H233V191H232ZM236 192H237V191H236ZM262 192H263V193H262ZM144 193H145V192H144ZM172 193H173V194H172ZM200 193H202V191H201ZM200 193H198V194H200ZM203 193H204V192H203ZM216 193H217V192H216ZM233 193H234V192H233ZM254 193H253V194H254ZM261 193H262V195L260 196ZM103 194H104V193H103ZM130 194H131V192H130ZM132 194H133V197H135L134 195H135L136 193L134 194V193L132 192ZM132 194H131V195H132ZM139 194H140V192H139V193L137 194V196L135 197V198L138 197L137 200L139 199V196H140ZM148 194H149V192H148L147 194H145V196L147 195V197H148ZM183 194H184V193H183ZM186 194H187V192H186ZM188 194H189V191H188ZM209 194H210V195H209ZM214 194H215V193H214ZM222 194H223V195H222ZM227 194H228V193H227ZM234 194H235V193H234ZM151 195L153 196V194H151ZM165 195L168 196L167 194H165ZM172 195H173V196H172ZM204 195H205V194H204ZM215 195H216V194H215ZM215 195H212L211 200H210V198L208 197L209 200H210V202L212 201L213 203H215V202L217 201V199L213 201V199H215V198H213ZM236 195L238 196V193H236ZM236 195H235V196H236ZM127 196H128V195H127ZM129 196H130V195H129ZM141 196H142V197H141ZM141 196H140L141 198L144 197V196H143V193H141ZM160 196H161V195H160ZM163 196H164V195H163ZM166 196H164V197H166ZM221 196H222V197H221ZM230 196H231L232 198H231ZM257 196H258V197H257ZM105 197H106V195H105ZM131 197H132V196H131ZM131 197H130L129 200H127V199H125V198H123V200L125 199L126 201H130V200H131ZM133 197H132V199H133ZM156 197H157V196H155V198L153 197V199H156L158 202H159V200H162V199H163L162 196H161V198H159V197L156 198ZM169 197H170V196H169ZM169 197H168V199H169ZM186 197L189 198V196H188V195H185V201H187L186 203H188V207L190 206V208H191V207H192L191 204H190L191 202H188V201L192 200L193 198H191L190 200H187ZM194 197H195V196H194ZM196 197L199 198L200 195H199V196L196 195ZM219 197H221L222 199L220 200ZM249 197H250V199H249ZM259 197H260V198H259ZM263 197H264V196H263ZM135 198H134V203H135ZM141 198H140L138 201L136 200V203H135V204H137L138 202H141V203H142V204H141V207L138 208V209H139L138 213L140 212V210L143 209V207H145V206L147 205V203H146L145 205H143L144 202H146V201L143 200L144 202H142V201H141ZM145 198H146V197H145ZM145 198H144V199H145ZM151 198H152V197H151ZM198 198H195V199H196V201H199V202L202 201V199H208L206 196H204V198L202 197L201 200H197ZM241 198H242V197L240 196L239 199L241 200ZM120 199H122V198H120ZM120 199H119V200H120ZM153 199H152V200H153ZM158 199H159V200H158ZM168 199H163V201H164L163 205L168 204V202L165 204V202L168 201ZM177 199H178V197H176V200H177ZM195 199H193V200H195ZM239 199H238V200H239ZM251 199H252V200H251ZM259 199H260V200H259ZM146 200H147V198H146ZM152 200H151V201H152ZM156 200H153V202H156V203H157ZM170 200H169V201H170ZM179 200H180V202H182V203H181L182 206L180 205V207L183 208V203H184V204H186V203L183 202V201H181V200H183L182 197H181V199H179ZM227 200H224V201H227ZM235 200L237 201L236 198H235ZM148 201H149V200H148ZM148 201H147V202H148ZM163 201H160V203L163 202ZM203 201H205V200H203ZM203 201H202V203H203ZM233 201H234V200H233ZM236 201H235V202H236ZM256 201H259V202H256ZM116 202H118V201H116ZM176 202H177V204L179 203L178 200H177ZM206 202H207V200L205 201L204 206L207 205V204H209L208 202H207V204H206ZM240 202H241V201H238V202H237V205H239ZM249 202H248V203H249ZM119 203H120V202H118V204H119ZM132 203H133V202L130 201L129 205L132 204ZM134 203H133L132 205H135ZM149 203H150V201H149ZM200 203H201V202H200ZM113 204H114V203H113ZM120 204H121V203H120ZM120 204H119V205H120ZM127 204H128V202L125 203V206H127ZM138 204L140 205V203H138ZM157 204H159V203H157ZM172 204H174V203H172ZM177 204H174V205H177ZM221 204H224V203H221ZM221 204H220V207L218 206V203H217V202H216V204H215V205H217L216 207H218L217 210L219 211V213H220V211H221V210L219 209V208H221ZM226 204H228V202H227ZM253 204H254V203H253ZM253 204H249V206H252V207H253V206H254ZM256 204H255V206H256ZM261 204H262V203H261ZM139 205H135V206H133V209H134V207L136 208V206L138 207ZM152 205H153V204H152ZM152 205H151V207H152ZM168 205H169V204H168ZM201 205H202V204H201ZM210 205H211L212 210L214 211L215 208L212 207V206H214V205H213V204H210ZM224 205H225V204H224ZM224 205H223V208L229 206V204L226 205V206H224ZM117 206H118V205H117ZM121 206H122V205H121ZM142 206H143V207H142ZM147 206H149V205H147ZM147 206H146V208H147ZM155 206H156V205H154L153 208H154ZM170 206H171V203H170ZM170 206H169V207H170ZM193 206H194V203H193ZM239 206H240V205H239ZM239 206H238V207H239ZM249 206H247V207H249ZM102 207H103V206H102ZM118 207H120V206H118ZM131 207H132V206H131ZM151 207H150V208H151ZM159 207L162 209V206H161V205H160ZM180 207H179V212L181 211V208H180ZM185 207L187 208V211L189 210V208L187 207V205H185V206H184V209H182V211L184 210V212L181 211V213H183V214L186 212V210H185L186 208H185ZM195 207H196V206H194V210H193V207H192V210H193V211L196 210V212H197V211H198V210H197L198 208L196 209ZM238 207H236V208L238 209ZM252 207H251V209L249 210V211H251V212H252V209L254 210V208H255V211H256V210H257L256 208L259 207V205H258L257 207H254V208H252ZM105 208H106V207H105ZM115 208H116V207H115ZM122 208H124V207H122ZM129 208H130V206H129ZM129 208H128V209H129ZM163 208H165V206H164ZM172 208H174L173 205H172ZM175 208H176V207H175ZM211 208H210V209H211ZM229 208H230V207H229ZM234 208H235V207H234ZM234 208H233V209H234ZM239 208H240V207H239ZM95 209H96V208H95ZM103 209H104V208H101V211H102ZM111 209H112V208H111ZM111 209H110V210H111ZM125 209H127V208H125ZM136 209H137V208H136ZM136 209H134L133 211H135ZM148 209H149V208H147L146 210H143V212L145 213V211H146L145 214H149L150 212L148 211ZM156 209H157V208H156ZM161 209H158V210H157L158 212H159V210H160V213H161V215H160L159 217H158L159 214L157 215V217H158L157 220H156L157 222L160 220L159 218H162V217H163L162 220L165 219V218H164V215H165L164 212L167 214L169 208L166 209L164 212H163V210L161 211ZM210 209H209V210H210ZM231 209H232V208H231ZM240 209H241V208H240ZM246 209H247V208H246ZM259 209H260V207H259ZM263 209H264V208H263ZM263 209H261V210H263ZM97 210H98V209H97ZM99 210H100V207H99ZM99 210L96 211V213H97V212L101 213V211H99ZM110 210H109V211H110ZM117 210H118V209H117ZM123 210H124V209H123ZM130 210H131V209H130ZM192 210H191V211H192ZM202 210H204V207H203V206H202L201 211H199V213H202ZM205 210H206V209H205ZM205 210H204V211H205ZM209 210H208V212H203V213H204L203 215H204V218H205V219H207V215H206L207 213L209 214L208 216H210V212H211L212 210H210V211H209ZM227 210H229V209H227ZM94 211H95V210H94ZM94 211H93V212H94ZM109 211H108V212H109ZM115 211H116V209H115ZM150 211H151V209H150ZM157 211H156V212L154 211L155 214L157 213ZM193 211H192V213H190V211L187 212V213H186V216L189 215V214H193V213L196 214V215L198 214V216H199V213H198V212L195 213V212H193ZM238 211H239V210H238ZM257 211H258V210H257ZM263 211H264V210H263ZM110 212H111V211H110ZM112 212H113V211H112ZM131 212H132V211H131ZM141 212H142V211H141ZM147 212H149V213H147ZM179 212H178V213H179ZM216 212H217V211L212 212V213H211V214H212L211 217H213V215L216 214ZM222 212H224V211H222ZM227 212H228V211H226V212H224V213H226V214H228V215L230 216L231 213H227ZM229 212H231V211H229ZM96 213H94V214H96ZM144 213H143V215H144ZM219 213L217 212V214H219ZM224 213H222V215H223ZM237 213H239V212H237ZM245 213H246V212H245ZM248 213H249V212H248ZM257 213H258V212H257ZM260 213H261V212H260ZM260 213H259V215H260ZM113 214H114V213H113ZM128 214H129V216H131V218H133V217H132L133 215H130V212H129ZM128 214H127V215H128ZM141 214H142V213H141ZM153 214H154V213L152 212L151 215H153ZM155 214L153 215V218H152V219H155V218H156V217H154ZM194 214H193V215H190V216H192V218H193V217L195 216ZM217 214H216V216H218ZM234 214H235V213H234ZM234 214H233V215H234ZM106 215H107V211H106ZM109 215H110V214H109ZM136 215H138V214H136ZM169 215H170V214H169ZM205 215H206V217H205ZM222 215H221V213L219 214V216L223 217ZM224 215H225V214H224ZM261 215H262V214H261ZM97 216H99V215L97 214ZM113 216H114V215H111L110 218H113ZM123 216H124V215H123ZM139 216H142V215H139ZM147 216L149 217L150 214L147 215ZM179 216H180V214L178 215V217H179ZM241 216H243V215H241ZM244 216L247 217V215H244ZM251 216H252V215H251ZM251 216H250V217H251ZM254 216H255V214H254ZM254 216H252V217H254ZM95 217H96V215H95ZM95 217H94V219H95ZM168 217H169V216H168ZM178 217L176 216V218H175V216H174L175 219H177ZM200 217H202V215H201ZM214 217H215V215H214ZM262 217H263V215H262ZM110 218H109V220H111ZM114 218H115V217H114ZM123 218H124V217H123ZM179 218H180V217H179ZM181 218H182V216H181ZM183 218H184V220L182 219V221H183V223L185 224L186 222H184V221H186V218H187V217H184V216H183ZM215 218H216V217H215ZM226 218H228V217H226ZM238 218L241 219V217H238ZM34 219H36V218H34ZM102 219H104V217H103ZM102 219H101V223L104 224L103 222L106 221V219H105V220H102ZM121 219H122V218H121ZM138 219H139V218H138ZM138 219H136V221H137L138 223H141L142 226L138 225L137 222H136V223H137V224H136V223L133 221V223L137 225V227H136L137 229H138V227H139V228H140V227L142 228L143 225H145L144 230L149 229L148 231H150V232L153 231V233H151V235H154V236L157 235L158 233H162L161 235H163V233L165 232V229H163V228H162V229L160 228L162 231L159 230L158 227H160V226H158V225L156 224V221H154L155 224H154V223H151V224H149V225L147 226V224L149 223V221H148V222H147V221H143V222H145V223L147 222L146 224H144L142 221L139 222ZM143 219H144V218H143ZM171 219H172V218H171ZM187 219H189V218H187ZM201 219H202V218H201ZM201 219H199V220H201ZM209 219H210V217H209ZM209 219H208V220H209ZM222 219H223V218H222ZM228 219H230V218H228ZM232 219H233V218H232ZM240 219H239V220H240ZM244 219H245V218H244ZM251 219H252V218H251ZM30 220H31V219H30ZM30 220H29V221H30ZM92 220H93V218H92ZM97 220H98V218H97ZM124 220H126V218H125ZM127 220H128V219H127ZM130 220H131V219H130ZM130 220H129L128 223H130ZM148 220H149V219H148ZM196 220H198V218H197ZM203 220H204V219H203ZM203 220H202V221H203ZM208 220H207V221H208ZM214 220H215V219H214ZM255 220H258V219L256 218V216H255V219H253V221H255ZM261 220H262V219H260V221H261ZM263 220H264V217H263ZM33 221H36V220H33ZM37 221H38V220H37ZM42 221H43V220H42ZM107 221H108V220H107ZM112 221H113V220H112ZM112 221H110V222H112ZM150 221H151V219H150ZM152 221H153V220H152ZM165 221H166V220H165ZM165 221H164V223H167V221H166V222H165ZM173 221H174V219H173ZM175 221H177V222H175V225H176L178 222H180V223L182 222L181 220H178V219L175 220ZM190 221H191V219L188 220L189 223H190ZM211 221H213V220H211ZM215 221H216V220H215ZM224 221H225V220H223V222H224ZM229 221H231V220H229ZM251 221H252V220H251ZM251 221H250V222H251ZM31 222H32V220H31ZM97 222H98V221H97ZM110 222H109V221H108V222H105V226H106V228H107V227L109 228V230H108L107 232H109V231L111 230V228H112V227L110 226L111 224H109V225L107 224V223H110ZM159 222H161V220H160ZM193 222H194V221L192 220L191 223H193ZM196 222H197V221H196ZM203 222H206V220H204ZM203 222L200 221V223H202V225H203ZM255 222H256V221H255ZM34 223H35V222H34ZM37 223H38V222H37ZM37 223H35V224H37ZM40 223H41V221H40ZM133 223H132V224H133ZM180 223H178V224H180ZM198 223H199V222H197V224H198ZM206 223H207V222H206ZM219 223H220V222H219ZM232 223H235V219H234V222H232ZM38 224H39V223H38ZM38 224H37V225H38ZM41 224H42V223H41ZM41 224H40V226H41ZM94 224H95V223H94ZM106 224H107L108 226H107ZM184 224H183V225H184ZM213 224H214V223H213ZM225 224H226V221H225ZM236 224H237V221H236ZM242 224H243V223H242ZM247 224H248V223H247ZM252 224H253V225H252ZM262 224H263V223H262ZM114 225H115V223H114ZM114 225H112V226L114 227ZM156 225L158 226V227H157L158 229L156 228ZM164 225H165V224H164ZM199 225H201V224H198V225H196V226L198 227ZM207 225H208V224H207ZM209 225H210V224H209ZM214 225H215V224H214ZM227 225H228V224H227ZM232 225H233V224H232ZM251 225H252V226H255V225H254V222H253V223H250V225H248V227L251 226ZM38 226H39V225H38ZM98 226H99V225H97V227H98ZM109 226H110V227H109ZM168 226H169V225H168ZM168 226L165 225V227H168ZM171 226L173 227L174 225H172V223H170V226H169V227H171ZM179 226L181 227V225H179ZM185 226H186V224L184 225V227H185ZM188 226H189V224H188ZM190 226H192V224H190ZM193 226H194V224H193ZM203 226H204V225H203ZM212 226H213V225H212ZM233 226H235V227H233V228H235V229H236V227H237V230L235 231V229H234L233 231H234L235 233H236V232H239V233H236V234L234 233V234H233V231H231L230 234H229V232H227V233H228V236H227L226 238H227V240H228L229 236L231 237L232 235H234L235 239H234V238H229L230 241L228 240V241H229L228 243L231 244V246L234 248V244H233V243H234V242H237V239H238V242H239V240H240L239 238H240V237L242 238V236H243L246 232H245V231H242V230H244V229H243V228H244V225H243V228H242L241 222H240V228H239L238 225H235V224H234ZM245 226H246V225H245ZM262 226H264V225H262ZM101 227H102V226H101ZM101 227L99 226V228L101 229V233H102V235H103L104 232H103L102 230H103L105 227H104V228L102 227L103 229H102ZM169 227L167 228V230L170 231L171 228H169ZM215 227H216V226H214V228H215ZM228 227H229V226H228ZM260 227H261V226H260ZM133 228H134V227H133ZM153 228H154V229L156 228V231H158V230H159V231L155 234L154 232H156V231L153 230ZM191 228H193V227H190V229H189V233H188V236H189V237H190V235H189V234H190V231H191V232L193 231V230H191ZM195 228H196V227H195ZM204 228H205V227H204ZM212 228H213V227H212ZM214 228H213V229H214ZM238 228H239L240 231H238ZM241 228H242V229H241ZM252 228H253V227H252ZM252 228H251V229H252ZM79 229H80V228H79ZM115 229H116V228H115ZM137 229H136V230H137ZM174 229H175V230H172V232L175 231V232H174L175 235H178V236H177V239L180 238V237H181V234H178L180 231H179L178 229H176L175 227H174ZM183 229H184L185 232H186V229H185V228H182V231H181V232H182V238H180V240H181V239L183 240V237H186V234H185V232H183ZM206 229H207V228H206ZM215 229H216V228H215ZM215 229H214L213 231H215V235H216V236L214 237V236L212 235V234L214 233V232L212 231V234H211V235L209 234L210 236H208V237L205 236V237H204V240H203V241H204V244H205V240L207 241L206 238H208V242L211 241V243H212V242H213V241H212V240H213L212 238H216V237H217V234L219 235V233H216V230H215ZM219 229L222 230L221 228H219ZM254 229H255V228H254ZM256 229H257V227H256ZM260 229L263 230L264 228H260ZM144 230H141V231L138 230V232H137V234H136L135 236H137L138 238L142 237L141 235H144V234L146 233V232H145V233H141V232H143ZM176 230H178V231H176ZM196 230H197V229H196ZM207 230H208V229H207ZM207 230H206V231H207ZM220 230H219V232H220ZM245 230H246V229H245ZM78 231H79V230H78ZM104 231H105V229H104ZM115 231H117V230H115ZM115 231L112 230L113 233L110 232V234H112V235H111V236H112V239H113V238L116 239V237H117V236L113 237V235L116 234ZM133 231H134V230H133ZM160 231H161V232H160ZM201 231H202V230H201ZM226 231H227V230H226ZM241 231H242V232H241ZM256 231H257V230H256ZM107 232H105V233H107ZM114 232H115V233H114ZM117 232H118V231H117ZM134 232L136 233V231H134ZM134 232H133V233H134ZM195 232H196V231H195ZM197 232H199V230H197ZM197 232H196V233H197ZM203 232H204V231H202V234H201V232L198 233V234H200V235L203 236ZM217 232H218V231H217ZM224 232H225V231H224ZM224 232H221L220 235H221L222 233H224ZM261 232H262V231H261ZM105 233H104V234H105ZM138 233H140V235H139L140 237L138 236ZM168 233H169V232L167 231V234H168ZM240 233H241V234H240ZM242 233H243V234H242ZM257 233H259V232H258V231H257L256 233L253 232L254 235L257 234ZM108 234H109V233L106 234L107 237L110 235V234H109V235H108ZM183 234H185V235H183ZM238 234H239V235H238ZM251 234H252V232H251ZM251 234H250V235H251ZM106 235H103V236H106ZM151 235H149L150 238H151ZM159 235H160V234H159ZM161 235H160V236H161ZM172 235H173V234H172ZM179 235H180V237H179ZM195 235H196V234H195ZM235 235H237V236H235ZM241 235H242V236H241ZM259 235H260V234H259ZM111 236H110V237H111ZM124 236H125V235H124ZM131 236H132V234H131ZM146 236H148V235L146 234V235H144V236L141 238V244H143V242H144L145 239H146L145 241H147L148 237H146ZM160 236L157 235V238L155 237V239H154V237H152V240H154L153 242H151V243H153V246H151V248H150V246L148 247L150 253H147L148 256L145 257V258L148 259V260L146 261V263H144V262H145V259H144V258H141L140 255H139V259L144 260V261H143L144 264H158V263L160 262L159 260H158V261H157V260H154V259H156V256L159 255V254L162 252V250H163V249H162V246H160V244H158V243L155 244V243H154L155 240H158ZM223 236H224V235H222V236L220 237V239H221V238H224ZM238 236H239V237H238ZM257 236H258V234H257ZM16 237H17V236H16ZM110 237H108V238H110ZM129 237H130V235H129ZM129 237H127V238H129ZM144 237H146V238L144 239ZM161 237H162V236H161ZM161 237H160V238H161ZM171 237H172L173 239H175L174 236H171V235L169 234V235H168V239L171 238ZM189 237L187 238V240H189ZM193 237H194V235H193ZM259 237H260V236H259ZM0 238H1V237H0ZM18 238H19V237H18ZM108 238H107V239H108ZM122 238H123V237H122ZM124 238H125V237H124ZM130 238H131V237H130ZM163 238H165V239H163ZM163 238H162V240H159V241H164V240H165L164 243H166V246L168 245V241L170 242V241L172 240V238H171V240H170V239L167 240V239H166V238H167V235H166V237L164 236ZM194 238H196V236H195ZM244 238H245V237H244ZM246 238H247V236H246ZM252 238L255 239V237H252ZM261 238H262V237H261ZM1 239H2V238H1ZM16 239H17V238H16ZM112 239L110 238L109 240H112ZM114 239H113V240H114ZM117 239H118V238H117ZM135 239H136V238H135ZM177 239H175V243L178 241ZM197 239L199 240L200 238L197 237ZM210 239H211V240H210ZM113 240H112V241H113ZM119 240H120V239H119ZM123 240H124V239H123ZM123 240H122V241H123ZM176 240H177V241H176ZM180 240H179V242H178L177 244H174V245H175V246H174L175 249H178V248H179V247L176 248V246H177L179 243H182L183 246H184V247H183V246H181L182 244H179L181 247H183L184 249L186 248L185 245H184V244H187V243H185V242H186V239H184L182 242H180ZM198 240L195 239V241H198ZM218 240H219V239H218ZM218 240H217V241H218ZM222 240H223V239H221V241H222ZM231 240H232V241L234 240V242H231ZM235 240H236V241H235ZM252 240H253V239H252ZM0 241H1V240H0ZM114 241H115V240H114ZM126 241H129V240L126 239ZM133 241H134V240H132V242H133ZM184 241H185V242H184ZM219 241H220V240H219ZM219 241H218V242H219ZM254 241H255V240H254ZM254 241H253V242H254ZM108 242H109V241H107V244H108V245H111L110 247H109V246H108V247H109L110 249H112L111 247L114 246V245H116L115 242L118 243L119 241H115L114 244H112V243L109 244ZM139 242H140V241H139ZM139 242H138L137 240H135V243H134V242H133V243H134V245H137V244H139ZM148 242H150L149 239H148ZM201 242H202V241H201ZM223 242H225V241H223ZM223 242H222V244H224ZM244 242H245V241H244ZM244 242L242 241L241 244H238V245H237V247H236L237 250H238V249L241 250L240 247H238L239 245L241 246V248H242V246H245V243H246V242H245V243H244ZM251 242H252V241H251ZM257 242H258V239H257ZM257 242H256V243H257ZM263 242H264V241H263ZM263 242H262V243H263ZM120 243H121V242H120ZM124 243H125V242H124ZM124 243H121L120 245H122V244H124ZM128 243H129V242H128ZM228 243H227V244H228ZM260 243H261V242H260ZM118 244H119V243H118ZM129 244H130V243H129ZM129 244H128V245H129ZM144 244H145V242H144ZM144 244H143V245H144ZM189 244H190V243H189ZM216 244H218V243H216ZM219 244H220V242H219ZM219 244H218V245H219ZM242 244H243V245H242ZM145 245L147 246V244H145ZM205 245H206V244H205ZM208 245H209V244H208ZM218 245L214 246L216 249L213 248V247H212L213 249L211 248V251H212V252H211V251H210V252L212 253V255H213V252H214V251L218 250V248H217ZM224 245H226V244H224ZM224 245H223V246H224ZM0 246H1V245H0ZM131 246H132V245H131ZM131 246H130V247H131ZM138 246L140 247L141 245H138ZM146 246L144 247V249L147 248ZM187 246H188V244H187ZM228 246L231 247L230 245H228ZM228 246H227V245L225 246V249L227 248L226 250L229 249ZM108 247H107V249H105V252H106V250L109 251V250H108V249H109ZM117 247H118V246H116V248H117ZM139 247H134V248H135V249L137 248V250H138V252H139V251H140V250H139ZM141 247H143V246H141ZM219 247H221V246H219ZM104 248H105V247H104ZM126 248H128V246H127ZM126 248H124V249H126ZM131 248H133V247H131ZM148 248H147V249H148ZM169 248H171V246H170ZM183 248H182V249H183ZM221 248H223V247H221ZM113 249H115V248L113 247ZM113 249H112V251H113ZM124 249H123V250H124ZM140 249H141V248H140ZM144 249H143V250H144ZM165 249H166V247H165ZM214 249H215V250H214ZM116 250H117V249H116ZM116 250H114V251L116 252ZM127 250H128V251H127ZM131 250H132V249H131ZM141 250H142V249H141ZM205 250H206V252H207V248H206V247H205ZM213 250H214V251H213ZM222 250H223V249H222ZM222 250L220 249L221 252H222ZM237 250H236V251H237ZM112 251L110 252L111 254L113 253ZM119 251H120V250H119ZM119 251H117L116 255H114L113 258H111V259H105V258H108V257L110 258L109 255H107V257L103 258V260H102V258H101V259L99 258L98 260H100V261H99L98 263L101 264V263L104 262V260L106 261L104 264H133V263L137 262V258H136V255L138 254V253L136 254L137 251L135 252V250H133V252H131L129 249H126V251H127L128 253H130V252H131V253H134V252H135V253H134V254H136L135 257L132 256L133 254H129V255L126 254V255H123V254H125V253L123 252V254H122V253H120ZM144 251H146V250H144ZM234 251H235V250H234ZM99 252H100V251H99ZM102 252H104V251H102ZM102 252H101L100 256L102 255V256L104 257V255L107 254V252H106V253L104 252L103 254H102ZM166 252H168V254L166 253V255H167L166 258L169 259L168 257H169V256L171 257L172 254L169 255V252H170V251H169V250L167 251V249H166ZM179 252H180V250H179ZM199 252H200V251H199ZM229 252L231 253V250H230V249H229L228 253H229ZM2 253H3V252H2ZM170 253H173V250H172ZM201 253H202V252H201ZM217 253H218V251H217ZM224 253H225V252H224ZM228 253H227V254H228ZM230 253H229V254H230ZM113 254H114V253H113ZM121 254H122V255H121ZM144 254H145V253H143V255H144ZM149 254H150V257H149ZM180 254H181V253H180ZM199 254H200V253H199ZM225 254H226V253H225ZM0 255H1V254H0ZM160 255H162V254H160ZM177 255H178V254H177ZM195 255H197V254H195ZM209 255H211V254H209ZM212 255H211V256H212ZM217 255H218V254H217ZM111 256H112V255H111ZM137 256H138V255H137ZM144 256H145V255H144ZM144 256H143V257H144ZM197 256H198V255H197ZM197 256H196V257H197ZM199 256H200V255H199ZM207 256H208V255H207ZM207 256H206V257H207ZM213 256H215V255H213ZM114 257H116L117 259L114 260ZM148 257H149V258H148ZM166 258H164V259H165V263L168 262V261L166 260ZM198 258L200 259V257H198ZM207 258H208V257H207ZM212 258H213V257H211V259H212ZM214 258H215V257H214ZM161 259H163V258L161 257ZM199 259H198V260H199ZM205 259H206V258H205ZM0 260H1V259H0ZM207 260H208V259H206V261H207ZM212 260H213V259H212ZM212 260H209V261H212ZM4 261H5V260H4ZM156 261H157V262H156ZM166 261H167V262H166ZM172 261H173V260H172ZM206 261L204 260V262H206ZM96 262H97V261H96ZM161 262H162V261H161ZM161 262H160V263H161ZM170 262H171V261H170ZM192 262H193L194 264H197V263H195L196 260H195V261H192ZM192 262H191V263H192ZM197 262H199V261H197ZM212 262H213V261H212ZM165 263H164V264H165ZM172 263H173V262H172ZM209 263H210V262H209ZM209 263H205V264H209ZM214 263H215V261H214ZM237 263H239V261H238ZM251 263H253V260L251 261ZM261 263H262V262H261ZM161 264H162V263H161ZM199 264H200V263H199ZM227 264H228V263H227ZM263 264H264V262H263Z\"/></svg>",
  "mask_w": 264,
  "mask_h": 264
}]
</instances>
